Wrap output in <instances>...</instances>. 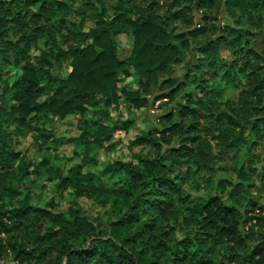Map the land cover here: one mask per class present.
I'll list each match as a JSON object with an SVG mask.
<instances>
[{"label": "trees", "instance_id": "obj_1", "mask_svg": "<svg viewBox=\"0 0 264 264\" xmlns=\"http://www.w3.org/2000/svg\"><path fill=\"white\" fill-rule=\"evenodd\" d=\"M21 1L0 0V264H264L258 203H229L224 183L202 194L217 164L245 143L264 151V0ZM220 10L229 24H219ZM122 36L131 41L126 56ZM8 68L21 69L13 83ZM156 103L173 108L133 142L153 150L149 158L110 161L102 171L79 164L66 177L48 170L75 198L119 209L117 222L100 231L76 209L31 204L34 161L16 148L20 139L45 137L43 149L74 118L69 142L88 163L133 125L113 112ZM250 158L234 193L254 186L246 170L263 191L264 166L260 176ZM252 221L261 230L244 232Z\"/></svg>", "mask_w": 264, "mask_h": 264}, {"label": "rangeland", "instance_id": "obj_2", "mask_svg": "<svg viewBox=\"0 0 264 264\" xmlns=\"http://www.w3.org/2000/svg\"><path fill=\"white\" fill-rule=\"evenodd\" d=\"M14 1V0H9ZM23 1V0H22ZM21 1V2H22ZM81 1V0H80ZM20 2V3H21ZM79 6V4H78ZM77 6V7H78ZM76 7V8H77ZM219 21V24L226 25L229 23V19L226 16L227 12L225 10H220V13H214ZM202 16V14L200 15ZM199 15H197V20H200ZM78 22V20H77ZM94 25L88 23L85 25V29L89 31ZM262 38L258 39L259 49H264L261 45ZM263 43V42H262ZM43 46V42L39 44V47L33 51L34 55H38V49ZM119 48L121 50V55L126 56L131 48V41L125 37H120ZM227 56V54H224ZM6 78H10L11 83H13L16 78L21 74V69L8 68L4 71ZM185 74L183 67H178L174 73V77L182 79ZM128 86L136 87L135 81H129ZM0 93H3V84L0 83ZM229 93L226 95L225 99ZM224 98V97H223ZM222 98V99H223ZM153 101V99H152ZM173 105L159 107V103L150 106L148 109L144 110H127L126 107L122 106V111L120 110L121 117H119L118 112H113V118H120L121 121H133V125L128 130L118 131L112 142L108 145L113 146L112 151H100L98 154L94 155L92 161L85 163L84 157L81 155L83 149L75 146L74 143H70V139L78 135V131L72 126L75 123L74 118H68L64 122H60L55 129V137L49 139L48 146L43 149H39L40 144L45 141V137H40L38 139V144H33V139L31 137L22 138L17 144V149L21 151H28L29 156L34 161V168L32 169V177L30 178V202L33 206L40 208H51L55 212L67 214L70 209L78 210L83 216L87 217L90 221L96 223L99 230H107L109 226L117 222L122 214L117 208L111 206L100 207L95 203L87 199H77L74 194L67 192L60 187V179L57 174L49 173L48 170H59L66 177L69 170L79 164H82L86 171H102L107 163L110 161H122V162H133L138 163L141 159H147L150 157L151 153L154 152L149 147H140L133 145L134 140L143 131H149L160 126V119L169 111H171ZM119 119V120H120ZM55 138L58 141L55 142ZM60 138L62 140H60ZM250 149L249 144L241 146L240 149L232 154L227 159H224L217 164L219 168L218 175L213 181L212 185L207 188L205 185L202 186L203 189H207L206 193L202 194H214L217 191V185L219 183H224L226 190L222 193L225 200L232 203L234 200L245 199L243 203H247L250 199H253L258 203L256 215L260 218H264V188L263 191H259L258 188L262 185L260 182V177L252 175L248 170V179L253 187H244L240 193H234V186L240 183L238 178V170L241 169L243 162H247V154L249 158L255 159L252 162L258 161L256 167L258 169L257 174L262 176V168L264 166V151L262 149H255L248 151ZM250 158V160H252ZM245 159V160H244ZM46 164H42V163ZM254 180V184L252 181ZM106 185L110 184L109 180H105ZM196 185V184H195ZM264 187V184H263ZM193 195H198L195 190L192 191ZM25 192L23 191L24 199ZM23 201V200H21ZM242 212L245 208L241 209ZM250 226H255L256 230H261L258 225V221H252L247 226L242 227L244 232H247ZM252 247V246H251ZM228 252L222 250H217L216 255L218 260L227 261L228 263ZM235 262L234 264H237Z\"/></svg>", "mask_w": 264, "mask_h": 264}, {"label": "crops", "instance_id": "obj_3", "mask_svg": "<svg viewBox=\"0 0 264 264\" xmlns=\"http://www.w3.org/2000/svg\"><path fill=\"white\" fill-rule=\"evenodd\" d=\"M227 24H229V23H227Z\"/></svg>", "mask_w": 264, "mask_h": 264}]
</instances>
